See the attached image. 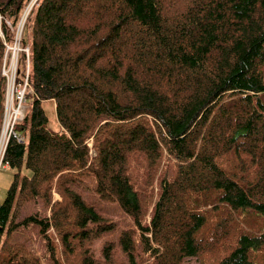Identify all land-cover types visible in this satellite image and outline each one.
<instances>
[{"label": "trees", "instance_id": "16d2710c", "mask_svg": "<svg viewBox=\"0 0 264 264\" xmlns=\"http://www.w3.org/2000/svg\"><path fill=\"white\" fill-rule=\"evenodd\" d=\"M29 1L0 0V70ZM28 17L33 101L15 129L24 141L11 137L5 152L14 174L0 203V264H39L10 241L22 225H37L55 264H136L138 252L182 264L230 238L233 212L264 216V0H38ZM5 88L0 75V128ZM163 158L175 173L160 172L154 196L134 172L141 161L147 185ZM86 176L137 230L104 242L99 257L93 240L115 223L76 190ZM216 201L226 215L196 237L205 224L197 208ZM32 202L48 216L24 215ZM263 246L264 233L239 234L215 264H254L250 250Z\"/></svg>", "mask_w": 264, "mask_h": 264}, {"label": "rangeland", "instance_id": "374dc122", "mask_svg": "<svg viewBox=\"0 0 264 264\" xmlns=\"http://www.w3.org/2000/svg\"><path fill=\"white\" fill-rule=\"evenodd\" d=\"M37 4L34 7H36ZM28 6L29 5H27L26 8ZM28 19L29 17L27 16L26 20L24 21V24L22 18L18 20V23L15 25V27L11 29L12 31L11 40L5 42L6 46L11 48L12 50L15 49V52L24 49V47H29V45L31 44V23L30 21H28ZM6 25L8 27H11L10 22L9 25L7 23ZM23 37L26 43L28 44L26 46H23V41H22ZM23 54H24L23 51H19L18 55L16 54V56H18V65H19L20 57ZM9 55H11V53ZM30 92H28L26 96L27 99V101L25 102L26 114L29 113L33 101V96L30 95ZM43 107L46 111L50 128L54 131L57 130L58 125L56 123V118L51 103L45 102L43 104ZM88 144L89 147L91 148V140H88ZM139 162H140L139 165L140 170L138 172H134L137 175L135 177V183L138 187L142 188L143 190H147V192L150 189V185L153 183L152 186H154L155 192L152 191V193H154V196L156 194V190L159 188V186L155 184V181L158 179L160 172H161V176L164 174L168 178L172 177L173 174L175 173V164L173 160L163 158L156 175L153 177V179L149 180L150 183L148 182L147 185H144V183L147 182V180L145 179L147 175L146 172L144 173V170L141 169V161H138V163ZM135 165H137V162H135ZM24 173L28 174L27 171H24ZM13 174L14 171L8 166H5L0 170V203L3 202L6 196V192L13 179ZM94 186H95L94 178L86 176L83 177L82 184H80V186L77 187L76 190L82 196L84 201L88 203H93L94 206L100 211V213L104 217L115 223L113 229L104 232L98 238L93 240L92 249L94 255L96 257H99L100 248L104 242L117 243L118 236L122 230L134 229L135 233H137V230L131 217L125 214L116 202L103 201L97 197L96 192L93 190ZM217 192L218 191H216L215 194H217ZM54 198L57 200L59 199L58 195L56 194H54ZM144 201H146V204L149 205V208L146 211L145 217L143 218L142 222L143 224H147L149 222V215L151 210V197L150 199L149 198L144 199ZM200 205L201 206L198 207L197 210L202 211L203 214L205 215V224L195 234V236L198 238L207 237L214 222L226 215L225 206L219 201L211 202L208 205H205V203H202ZM35 212L39 213L40 215L48 216L46 214L47 212L43 210L40 202H36V203L32 202L26 204L24 215L32 214ZM232 215H233V224L235 226L232 228L233 231L231 232L230 238L225 240L222 246H220L214 251L203 254L201 256L186 258L182 264H215L225 255H227L233 247H235L236 238L239 236V234L246 233V234H254L259 236L261 233H264V216L256 212H253L251 210H237L233 212ZM36 226L37 225L20 226L19 230L12 235L10 241L25 243L28 249H30V251H32L38 257L39 264H55L54 260L53 259L51 260L49 253H46L47 250L45 245V239L41 236ZM50 233L52 234V232ZM56 252H57L56 258L58 260H61L59 246L57 244H56ZM135 257H136V264H155L152 258L148 257L146 254L138 252L137 255L135 254ZM118 259L124 263L123 256L120 254L119 251H118ZM249 260L254 264H264V246L258 250H253V249L250 250Z\"/></svg>", "mask_w": 264, "mask_h": 264}, {"label": "built area", "instance_id": "2783aa9c", "mask_svg": "<svg viewBox=\"0 0 264 264\" xmlns=\"http://www.w3.org/2000/svg\"><path fill=\"white\" fill-rule=\"evenodd\" d=\"M38 3V0H30L27 8L23 9L19 20H26L28 14L32 8ZM6 22V21H5ZM9 25V22H6ZM18 23V22H17ZM22 24V26H23ZM21 26V28H22ZM20 28V29H21ZM0 36L4 40V35L0 32ZM4 46L6 47L4 51V56L2 60L0 75L3 77L5 85V101L3 107L1 128H0V170L6 166L5 163V152L11 137H14L17 142H23L24 137L19 136L15 133L16 126L23 121L26 114V95L31 91L29 83L30 74V49L29 47H24L22 50L15 52L6 46L5 41ZM19 51H23L25 55V71L24 75L20 78L18 72V55ZM11 53V55H9ZM16 53V54H14Z\"/></svg>", "mask_w": 264, "mask_h": 264}]
</instances>
